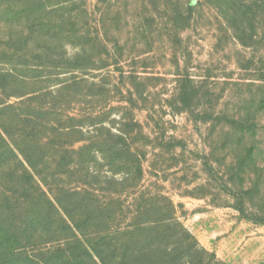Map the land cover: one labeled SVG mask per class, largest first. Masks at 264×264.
Returning a JSON list of instances; mask_svg holds the SVG:
<instances>
[{
	"label": "rangeland",
	"instance_id": "374dc122",
	"mask_svg": "<svg viewBox=\"0 0 264 264\" xmlns=\"http://www.w3.org/2000/svg\"><path fill=\"white\" fill-rule=\"evenodd\" d=\"M31 1L18 26L0 0V102L49 123L6 116L13 134L44 138L51 171L67 165L41 188L77 191L69 211L92 217L80 238L100 258L71 245L75 262L131 264L136 224L149 264H264V0ZM5 193L22 197L0 167V203ZM4 234L11 264L24 244ZM67 235L27 249L57 251Z\"/></svg>",
	"mask_w": 264,
	"mask_h": 264
},
{
	"label": "trees",
	"instance_id": "16d2710c",
	"mask_svg": "<svg viewBox=\"0 0 264 264\" xmlns=\"http://www.w3.org/2000/svg\"><path fill=\"white\" fill-rule=\"evenodd\" d=\"M11 1L17 5L16 8L15 6L14 8L16 10L19 9L20 21L17 25L20 26L21 23L24 22L25 17L21 10H29L34 6L35 2L31 0ZM43 11L46 14H51L55 11H59V9L45 6ZM52 32L56 33V30H53ZM70 34L73 36H79L82 33L81 31L74 29ZM16 108V103L0 102V167H2L4 173L10 180L15 181V183L17 181L22 194V197H18L17 195L11 197L5 193V198H3V202L0 203V227L5 233V238L3 237L2 240L5 244H9L10 238L16 237L21 244H24L22 245L21 250L12 251L11 254H6V259L11 260V264H77L75 261L78 257L75 256V251L73 250V246L76 245L84 251L83 257L89 256L90 259H92V261L90 260L91 262L97 263L94 256L100 258V253H98L94 247H86L80 238V235L84 236V233L82 232L84 222L92 220V217L89 215L85 216L84 219H79L69 211L68 206L70 205L66 204V202H71V204L78 203L79 200L76 197L78 194L77 191L71 189H68L67 191V189L62 187L61 190L64 193L58 195L57 193L50 191L52 194L50 195L47 191L41 188L39 184L40 182L44 185L48 184L47 172L49 170L51 171L52 165L50 163L52 162V156L39 155L40 150L37 148H39V146L42 147V145L45 144L44 138L33 140L34 137L31 135L12 133V130L10 129L12 119L7 118L6 116L9 113H15V111L18 110V108ZM15 115L22 118L17 112ZM42 117L43 115L36 116L34 113H28L24 115V119H19V121H26L31 125V129L35 131L38 126L46 127L45 124H49L45 123ZM69 118L75 119L74 116ZM75 127L76 126L71 125L69 128L71 129ZM63 131L64 128L53 129V132H58V135L63 134ZM38 158L43 162V168L40 167L37 161ZM61 166L65 168V164H61ZM61 166H59L60 169H52V178L61 179L63 178V175L67 173V165L65 169ZM2 194L4 196L3 192ZM68 199H70V201ZM236 209L243 215L245 214L243 202L237 201ZM1 220H3V222H1ZM136 226L137 225L135 224L125 235L124 241L129 245L125 253H123L121 260H126L131 264L152 263L154 261V258L152 257L153 248L150 247V244L153 243V241H149V239H147L148 237L142 238V233L138 231ZM18 231H20L21 234L24 233V236H26L25 243L24 237L20 236V238L18 236ZM60 231L64 232V234H69L70 236L67 235L66 237L59 239L62 243L59 245L57 251L50 248L46 250L40 249L37 252L32 251V253L28 251L27 248L36 246L38 239L44 234H50L52 232L59 233ZM151 236L153 239L156 238V235L153 236L151 234ZM141 239H143V241H141ZM58 252H60V255L57 254ZM144 255H148L149 259H144ZM82 264H88V262L85 260Z\"/></svg>",
	"mask_w": 264,
	"mask_h": 264
}]
</instances>
